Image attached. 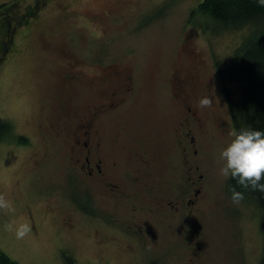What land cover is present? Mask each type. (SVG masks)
Segmentation results:
<instances>
[{"label":"rangeland","instance_id":"obj_1","mask_svg":"<svg viewBox=\"0 0 264 264\" xmlns=\"http://www.w3.org/2000/svg\"><path fill=\"white\" fill-rule=\"evenodd\" d=\"M31 1L15 0L16 8ZM201 1L48 0L36 20L18 27L0 58V118L9 124L0 131V194L15 208L0 210V253L18 264H67L66 257L77 264L258 263V209L246 200L235 205L219 173L233 128L214 62L228 59L242 31L205 33L188 24ZM108 66L120 71L110 82L129 78L128 90L114 87L118 101L106 99L98 79ZM173 74L188 78L200 125L181 124L185 102ZM224 86L239 91L238 81ZM205 96L212 107H199ZM104 103L90 138L99 143L100 179L75 160L86 150L74 128L89 120L88 106ZM192 164L200 193L188 209L182 198ZM22 223L32 230L17 239Z\"/></svg>","mask_w":264,"mask_h":264},{"label":"trees","instance_id":"obj_2","mask_svg":"<svg viewBox=\"0 0 264 264\" xmlns=\"http://www.w3.org/2000/svg\"><path fill=\"white\" fill-rule=\"evenodd\" d=\"M187 23L201 28L205 33L242 31L240 41L228 59L215 60L214 68L233 130L248 127L264 131V6L258 0H202L190 10ZM229 80L239 82L237 94L224 86ZM7 125L0 118V131ZM21 137L24 138L22 134H17L18 140H22ZM229 186L244 192V200L258 209L262 247L257 264H264V193L245 190L235 179L228 178L226 190L230 196ZM0 256V264H18L4 253H0ZM66 263L77 264L72 257H66Z\"/></svg>","mask_w":264,"mask_h":264},{"label":"flooded vegetation","instance_id":"obj_3","mask_svg":"<svg viewBox=\"0 0 264 264\" xmlns=\"http://www.w3.org/2000/svg\"><path fill=\"white\" fill-rule=\"evenodd\" d=\"M48 3V0H32L31 2H27L24 6L22 5V11L16 8V2L15 0H12L8 3L3 2L0 5V58H2L3 52H7L8 48H13V44H12V39L14 37L15 32L18 31V27H26L28 25L31 24L32 20H36L39 14V11L41 12V10H43L44 7H46ZM30 4H32L30 6ZM24 31V30H22ZM3 35L5 36V38L3 37ZM119 72L116 69L112 68L111 66H108L106 68V70H104L103 72L100 73V75L98 76V79L100 80V83H106L107 84V90H106V99L109 100H113V99H117L118 95L115 94V89L116 88H120V87H124L126 90L129 89V83H127V80H129L128 76L127 77H123L120 78L118 80L117 83L114 82H110L108 80L107 76H112V77H119ZM74 73V72H73ZM71 74L70 77L68 78V80H71L73 78L74 74ZM182 75V74H181ZM173 81L176 82V91H177V96L182 95V99L185 102L184 103V109L185 111V116L183 117V120L181 121V124L185 127V125H189L190 120H192L193 122L198 123L199 125L201 124L200 119L198 116H196V111L194 110V108L191 106L189 99L191 97L190 93L188 91H190L189 84L188 83V78H184L182 76H177V74H173ZM114 85V86H113ZM186 100V101H185ZM118 101V99H117ZM104 104L99 105L98 107L95 106H88L87 107V113L85 116V119L87 117V115L89 114V120L87 122L84 123H80L75 126L74 131H81L82 134H84V139L82 141L81 144L84 145V149L86 150V152L79 154L75 160L78 162L80 169L87 175H92V176H96V177H101L102 175H104V170L102 168V159L99 158L97 155H93V150L94 149H98V142H91L90 138H92L94 136V131L92 129V124L94 121L93 118V113L96 114L98 111H101V109L103 108ZM92 108H95L96 110L93 111ZM190 130V128H188ZM185 134V133H184ZM183 134V135H184ZM77 137H79V135H77ZM191 140H194V137L191 136ZM74 142L76 144H79L80 141L78 138L74 139ZM184 154H185V158H187V156H189L187 154L186 150H183ZM139 154V158L142 159H138L139 162H148L151 163L150 161H148L147 159L143 158V155L141 153ZM81 156H83V158L81 159ZM147 163V166L149 165ZM117 163L113 160L112 162V169L116 168ZM192 166L195 169H198V166L195 165H189L188 167V174H190V176L187 178L188 180V185L187 187L184 189L185 191H183L185 194H187L185 197L182 198L183 201H185V204H187V206H189L188 209H190L191 206H194L195 204H197V197L198 194L200 193V188H198L196 186V184H198L200 182V180H195L194 178V174L190 173V171L192 170ZM130 170H126L124 171V173L129 172ZM144 171H148L147 167L142 170L141 172ZM150 172V171H149ZM126 176H128V174H125ZM106 176V175H105ZM104 176V177H105ZM199 178L202 177V175L198 176ZM102 179V178H100ZM111 185L114 188L117 189H121L120 185L113 182L111 183ZM168 203H171V201H168Z\"/></svg>","mask_w":264,"mask_h":264},{"label":"clouds","instance_id":"obj_4","mask_svg":"<svg viewBox=\"0 0 264 264\" xmlns=\"http://www.w3.org/2000/svg\"><path fill=\"white\" fill-rule=\"evenodd\" d=\"M264 6V0H258ZM212 98L202 97L199 100V107H212ZM230 135L233 139L219 153V160L222 166L219 169L220 175L225 179H235L241 188L250 191L264 193V131L242 128L239 131L233 130ZM231 200L239 205L244 200V192L238 191L235 186H229ZM0 210L15 212L13 203L0 194ZM178 225V224H177ZM14 226L5 223L6 232L13 231ZM29 223H22L15 227L17 239H23L31 232ZM187 231V226H185Z\"/></svg>","mask_w":264,"mask_h":264}]
</instances>
